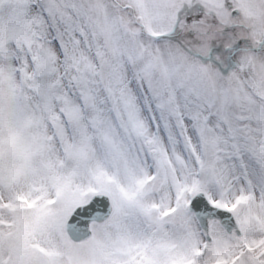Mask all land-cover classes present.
Returning a JSON list of instances; mask_svg holds the SVG:
<instances>
[{"label":"snow or ice","instance_id":"obj_1","mask_svg":"<svg viewBox=\"0 0 264 264\" xmlns=\"http://www.w3.org/2000/svg\"><path fill=\"white\" fill-rule=\"evenodd\" d=\"M0 264H264V0H0Z\"/></svg>","mask_w":264,"mask_h":264}]
</instances>
